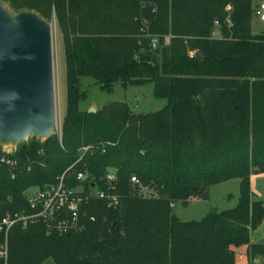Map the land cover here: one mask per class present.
<instances>
[{"label": "trees", "instance_id": "trees-1", "mask_svg": "<svg viewBox=\"0 0 264 264\" xmlns=\"http://www.w3.org/2000/svg\"><path fill=\"white\" fill-rule=\"evenodd\" d=\"M3 1L12 12L53 16L65 104L60 145L54 133L31 137L13 152L21 165L13 176L0 165V215L24 206L26 187L54 182L75 161L64 175L69 184L76 170L97 181L110 167L118 197L112 208L93 200L85 209L94 220L68 234H45L40 223L13 225L5 264H237L242 247L245 264H264V241L250 238L264 201L250 196L248 184L250 172L264 171V33L250 28L257 0H153L154 13H142L136 0ZM140 15L157 37L154 48ZM83 76L105 91L148 82L165 103L147 112L120 100L80 109ZM231 178L238 179L232 208L210 209L198 220L171 212L173 202L206 199L210 185Z\"/></svg>", "mask_w": 264, "mask_h": 264}, {"label": "water", "instance_id": "water-1", "mask_svg": "<svg viewBox=\"0 0 264 264\" xmlns=\"http://www.w3.org/2000/svg\"><path fill=\"white\" fill-rule=\"evenodd\" d=\"M3 3L0 0V149L13 152L28 138L42 141L54 133V22L32 10L12 12Z\"/></svg>", "mask_w": 264, "mask_h": 264}, {"label": "built area", "instance_id": "built-area-1", "mask_svg": "<svg viewBox=\"0 0 264 264\" xmlns=\"http://www.w3.org/2000/svg\"><path fill=\"white\" fill-rule=\"evenodd\" d=\"M139 10L143 13H154L156 10L153 0H136ZM225 10L229 6L224 7ZM251 16L258 22L264 24V0L255 1L252 5ZM136 18V17H135ZM54 22L53 16L50 18ZM141 30L147 37L150 47L154 48L157 43V37L147 32L149 20L144 15L138 16ZM214 25L217 22L214 21ZM168 37H163L166 43ZM60 124L54 129L57 142L60 145ZM88 145L80 146L79 151H85ZM14 152V151H13ZM13 152L0 149V165L5 166L13 176L15 170L21 165L19 159L13 156ZM80 159V157L78 158ZM77 159V161H78ZM76 162V161H75ZM70 164L54 182L44 183L42 186H28L22 191L24 206L10 211L5 210L0 215V258L2 264L6 259V237L9 229L13 225L24 227L29 224L40 223L43 226L45 234H68L81 230L86 221H92L95 218L93 213L86 212V206H94L93 200H101L107 208L115 207L118 204V197L111 192V181L114 178V170L106 168L104 174L97 180L87 176L85 171L76 170L73 175L75 184H69L65 178V173L73 167ZM26 170L29 164H25ZM131 183H137L135 176H130Z\"/></svg>", "mask_w": 264, "mask_h": 264}, {"label": "rangeland", "instance_id": "rangeland-1", "mask_svg": "<svg viewBox=\"0 0 264 264\" xmlns=\"http://www.w3.org/2000/svg\"><path fill=\"white\" fill-rule=\"evenodd\" d=\"M253 2L252 5H254ZM7 8V5L3 3ZM250 28L254 33L263 32L264 24L256 21L250 15ZM213 35H217V28H213ZM52 56H53V82H54V98H55V113L56 124L59 125L65 104L64 90V66L62 49L60 44V36L55 27L52 33ZM79 88L86 92L85 98L79 100L78 107L80 109L99 108L102 104L120 100L125 102L133 112H147L159 109L164 103L163 98L154 97L152 95L151 83L141 85H126L121 86L115 83L110 91L99 89L98 85L91 77L83 76L79 78ZM250 196L254 199L264 201V171H253L249 174L248 179ZM145 196H149L152 192L144 187L141 188ZM238 196V179L231 178L208 187V196L206 199L191 198L183 205L180 201H175L171 204V212L180 220H198L208 210L215 209L217 211L232 208ZM250 238L253 241L264 239V218L251 231ZM242 256H239L237 264H245L243 260L244 247L239 249ZM255 260H261L257 257ZM50 259L44 261V264H50Z\"/></svg>", "mask_w": 264, "mask_h": 264}, {"label": "crops", "instance_id": "crops-1", "mask_svg": "<svg viewBox=\"0 0 264 264\" xmlns=\"http://www.w3.org/2000/svg\"><path fill=\"white\" fill-rule=\"evenodd\" d=\"M264 241V239H262Z\"/></svg>", "mask_w": 264, "mask_h": 264}]
</instances>
